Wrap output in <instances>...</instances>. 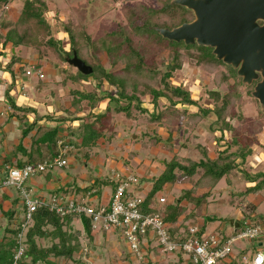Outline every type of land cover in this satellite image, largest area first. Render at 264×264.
<instances>
[{
  "label": "rangeland",
  "instance_id": "374dc122",
  "mask_svg": "<svg viewBox=\"0 0 264 264\" xmlns=\"http://www.w3.org/2000/svg\"><path fill=\"white\" fill-rule=\"evenodd\" d=\"M43 1L48 9V17L53 21L55 27H59L60 23L57 22L58 20L63 22L72 19L75 21H81V23L86 26L87 31L93 39L101 37L106 33L108 34L120 26L129 27L128 22L132 19L131 14H133V10L137 12L138 16H142V18L146 17L148 22H154L155 15L149 13V17L146 8L149 9L150 7H156L157 5L155 4V0ZM21 3V0H13L10 4L0 7V24L2 23L4 28L15 20ZM58 35L59 37H64V44L66 45V33L61 31ZM132 37L133 41L136 42V38L133 35ZM1 41L2 39H0V42ZM147 43V41H144L142 43L144 48L142 46L141 48L145 49L146 52L148 51V59H155V62L163 59L164 62L167 63L173 57L169 47H165L160 53L154 54L153 52H155L157 44L149 42L147 45ZM10 51L11 49L9 47H7V50L4 48L1 58H10ZM180 53L182 55L180 67L174 70L169 81L174 85H181L188 89L191 96L197 100L198 106L202 107L214 106L215 102L214 98L209 93L210 90L216 89L220 91L221 94L226 92L232 100L231 102L233 103L234 110L237 113H240L242 116L244 115L247 119L257 120L260 123L259 125L262 124V130L258 132L256 135L257 140L252 145L257 157L251 156L246 166L250 169V173H256L257 171H261V169L264 170V113L260 111L258 101L251 95L255 81L250 85H247L242 82L239 83L236 77L231 76L229 77V84L224 83L219 87H216L214 82L215 71H208L202 64H197L194 58L185 54L186 50L182 49ZM17 54L21 57L20 63H22V67L24 68V74L17 75L20 80L16 83V86H14L15 90L13 91V99L17 100V104L22 107L34 104L35 115H38L39 119H42L41 122L38 123L48 125L47 127L49 128L56 125L57 131L53 133V138L60 139L61 141L63 140V144L69 146L67 140L68 142L76 143L80 134L83 132H85V134L90 133L86 132V128H84V125L81 123L82 120L80 122H76L78 120L74 121L77 115L71 113L70 110H73V108L66 109L73 97L72 90L70 91L66 84H69L76 90L92 92L97 98L104 97L103 99L98 100L94 108L91 107L87 100L81 102V109L79 112L83 113H79V117L91 113H105L106 110L110 111V116L105 124V129L103 131L105 138H102L103 140L100 139L101 141H96V139L94 142L92 141L93 143H88L85 146L81 145L78 149V145L74 144L76 147L69 148V150L67 149L69 156L68 162L70 160V164H68L65 171L68 172L71 180L75 182L76 185H82L84 180L90 181L92 179L94 181L98 180V178H104L108 175L110 166H114L112 164L115 162L117 165L116 168L119 170H122V164L126 165L125 167H127V171H125V174H127V172H132L142 177L143 174L151 173V175L157 176L164 169V159L169 160L174 154H176L183 159L190 158L197 160L203 156L202 148H205L208 155L213 157L216 156L217 151L220 150L223 147L222 145H224V142L227 141L225 138V140L223 139L224 141L222 140V142H220L217 139L220 132L218 130L215 132L210 130V122L216 119L213 114H209L193 126L192 124H187L188 119L187 115H184V111L188 113L194 112L197 110L196 105L178 104L175 107V110L177 109L178 111V113L175 112L177 116L172 117V121L167 122L163 120L160 124L158 122H151L148 119L150 113L156 115L152 104V94L147 93L139 96L140 106L145 108L147 113L140 110L136 106L137 103L135 101H132L129 104L127 111L121 112L124 111L121 110L117 112L115 109L116 102L112 101V99L116 97V91L112 89L109 82L106 80V76L101 74V72L97 78L96 72H99L98 68L95 67L90 77L82 79L84 77L77 73V68L68 64L67 61L61 62L54 56L48 58L34 57L35 53L27 48L20 49ZM91 55L93 62H100L106 71L110 70L119 73L122 68H125L126 62H128V58H125L124 54H121L120 57L117 58L118 61H115L114 63H111L110 56L108 57L103 51ZM8 60L6 62H8ZM158 68L161 70L165 69L164 64L159 65ZM218 68L220 71L226 69L223 65H219ZM27 69L31 71V75H25V70ZM36 69L42 71L44 75L42 79L38 78L36 75ZM62 69H66V71L71 74L77 73V78L80 80L78 79L79 81L71 83L68 79L67 82L63 84L62 78H64L66 74L62 72ZM3 76L2 73L0 77ZM146 82L147 80L143 76L136 78L138 88L145 86ZM109 93H112V95H109ZM121 101L123 108H126V100ZM160 101L159 109H162V106L164 105L163 102L165 101ZM3 113H5L4 110ZM47 114L50 115L48 120L46 119ZM24 115H26V117L22 118V121L30 122V119L33 117L31 113ZM0 117V124L2 123L0 126L1 181L4 173V165L1 160L5 153V145L2 141L4 132L3 125L6 127L7 123L11 121V118L4 114L0 115ZM22 121L18 122L17 126L13 125L15 130H17L16 128L18 127V129L24 127ZM232 123L237 125L235 128L236 130L240 128L235 119L232 120ZM169 131L172 135L170 136L172 140L169 137L167 138V133ZM155 135H159L158 137L160 139L158 142H154L155 138H152ZM226 137L229 140L230 133L226 135ZM148 139H151L152 143L145 146L144 142ZM90 140L91 138H88V141ZM13 147L16 148L17 146L14 145ZM158 147L161 148L159 149ZM259 153L263 156V159L258 158ZM102 160H105L106 163ZM6 164L9 163L6 162ZM58 170V168H54L47 173L50 172V175H52ZM34 177V180H40V177L37 175ZM196 177L197 176L194 178ZM183 183H185L182 185L183 187H187L189 186L188 184H190L189 181ZM249 183L251 182H248L245 179L244 173L241 171L234 170L230 174L224 176L215 186V190L206 192L205 195H208L203 198L204 200H200L199 204H196L195 208L197 209H195L191 218L185 221V224L187 225L190 222L195 223L199 225L200 232L209 233L211 232V228L215 225L220 223L228 225L230 220L234 221L235 219L242 217L244 211H248V214L251 213L250 217L252 218L248 223L251 222V224L259 225L262 231L261 236L254 240H238L233 243L232 247L244 246L246 248L245 252L248 255H251L255 249L264 252V190L250 193V195L246 196L244 190ZM182 186L176 185L177 188L174 187L177 189L174 190V192L178 193L177 195H179L180 192L178 191H180L179 188ZM106 190L108 191V188H106ZM2 193H6V195L16 199L17 197H20L19 191L14 187H2L0 190L1 197ZM163 196L167 197L166 194ZM185 205H187L188 209L192 208V203L190 204L186 202ZM4 209L3 205L0 204V234H2L7 221ZM24 213L25 207L22 204L21 210L17 213L19 221L16 225L19 227L20 223L24 220ZM257 215H261V217ZM206 216H210L212 220L207 222V227H205L206 230H201V228H203L201 225ZM76 225L80 226L79 223H76ZM28 226L24 229L25 233ZM81 228L83 229V226ZM96 231L97 234L95 236L93 235L94 241H89L83 236L85 240L81 241L82 245L80 246V251L73 253L71 257L51 256V259L49 260L59 264H147L146 262L148 259L154 261L158 260L161 264H166L170 260H176L174 253L167 254L160 251V247L156 244L157 241L155 235L150 241V245L147 249L143 248L144 241L147 239L140 237V240L142 241L139 242V245L143 256V258H140L132 251L130 252L128 245L124 241V238L119 235L118 231L110 236H107L108 233H110L108 231L102 236L100 234L102 232L100 228ZM213 231L215 234L219 232L215 229ZM49 244L50 242L47 239H41V245ZM25 260L28 261L27 258ZM239 262L240 257L238 255L236 256V263L239 264ZM44 263L38 262L36 264Z\"/></svg>",
  "mask_w": 264,
  "mask_h": 264
},
{
  "label": "trees",
  "instance_id": "16d2710c",
  "mask_svg": "<svg viewBox=\"0 0 264 264\" xmlns=\"http://www.w3.org/2000/svg\"><path fill=\"white\" fill-rule=\"evenodd\" d=\"M13 0H0V7L6 4H10ZM168 0H155L156 7H150L149 13L155 15L154 22H148L146 17L138 16L137 12L132 11V19L129 20L128 25L120 26L114 29L112 32L106 33L101 37L93 39L86 29V26L81 21H75L74 19L66 22L58 20L59 27L56 26L48 17V9L43 0H22V6L17 11L15 20L7 27H3L2 23L0 31V68L3 71H7L10 74V81L6 83L5 101L6 109H4L5 116L17 117L20 122L25 118L27 113H31L33 116L31 122H23L24 127L21 129V140L27 136L34 128L39 119L38 115H35L34 106L27 105L22 107L17 104L12 97V91L16 86V77L18 74H24V68L22 67L21 57L17 54L20 48H27L32 50L37 57L48 58L50 56L56 57L61 62L67 61V58L72 57L73 52L77 57L82 59L86 64L92 67V72L95 67L99 69L96 72L98 78L100 72L106 76V80L113 90L116 91V97L112 101L116 102L115 109L117 112H125L129 104L132 101L137 103V107L143 112L147 113V110L140 106V95L152 94L153 109L156 112L150 113L148 117L151 122H158L159 124L164 121H172V117L177 116L178 113L175 107L178 104L196 105L197 110L194 112H185L187 115L188 123L192 126L201 119L205 118L209 114L215 116V120L210 122L209 128L214 132L218 130L220 132L217 138L220 142L226 138L223 147L217 151L216 156H209L205 148H202L203 156L197 160L190 158H180L174 154L171 159L163 160L164 169L159 175L153 177L151 181V187L147 191L144 203V211H152L149 207L156 202L155 198L158 192H160L167 184L181 183L189 181L191 187L185 189L180 197L173 203L163 206V219L167 222L169 232L171 235H183L184 232L180 228H186L184 221L178 223L179 216L186 210L185 206L180 204L181 200H186L195 204H199L202 196H194L197 188H213L224 176L230 174L232 171H241L244 173L245 179L251 182L249 186L244 190V194L255 193L260 190H264V172L257 171L256 173H250V169L246 166L247 159L252 156L254 150L252 145L256 142V135L262 130V124L255 119H247L245 116L237 113L234 110L232 100L228 93L221 94L218 90H210V95L214 98L213 107L198 106L197 100L194 99L190 91L181 85L172 84L171 79L174 70L180 67L181 50H186L187 55L194 58L197 64H202L208 71H215L214 82L216 87L222 84H229V77H236L240 83V78L236 75V70L230 65L224 64L222 61L216 59L211 53L210 48L199 45H187L182 46L180 43L174 41H168L158 35L153 26H173L179 24L182 18H186L189 15L179 13V5H168ZM150 17V15H149ZM56 22V21H55ZM63 31L66 33L67 44H64V37H59L58 33ZM132 35L136 38V42L133 41ZM142 41V42H141ZM144 41L148 43L152 42L157 44L155 52L160 53L165 47H169L173 57L165 63L164 60L154 61L148 59V51L142 44ZM147 43V45H148ZM145 44V43H144ZM146 45V44H145ZM155 46V45H154ZM9 47L11 49V57L8 62L2 63L3 49ZM142 49V50H140ZM189 50V51H188ZM99 51L105 52L109 57L111 63L118 61V57L121 54L128 58L125 68H122L121 72L105 70L100 62H93L91 54H97ZM151 55V53H150ZM164 64L165 69H159L158 66ZM219 65H223L226 69L219 70ZM102 67V68H101ZM66 74L62 78L63 84L69 81L71 83L79 81L77 73L80 76L90 77L92 72L88 75H84L81 72L68 73L66 69H62ZM144 77L147 82L145 86L138 88L136 78ZM79 79V80H78ZM81 79V80H82ZM100 79V77H99ZM68 89L72 90V99L69 102V106L66 109H71V113L77 114L81 109V102L87 100L91 107H95L98 100L104 97L97 98L94 93L73 89L69 84H66ZM112 95V93H109ZM121 100H126V108L121 105ZM163 100L165 102L162 109H159V102ZM221 101V102H220ZM111 102V101H110ZM11 111L7 115V111ZM34 113V114H33ZM0 114V115H2ZM110 111L106 110L105 113H91L83 116H76L74 120H82L86 132H83L79 136V141L76 142L78 146H85L88 143H93L96 139L105 138L103 131L105 124L109 119ZM50 115H46L48 120ZM238 122L239 127L236 130L235 123L232 120ZM257 124V125H256ZM36 131L41 132L40 135H32L33 144L44 145L49 150V158H52L58 151L56 149V143L58 139L53 138V133L57 131L56 125L53 127H47L41 125L37 127ZM230 133V139L226 137ZM159 135H155L154 142L159 141ZM170 131L167 133V138L171 139ZM88 138H91L88 141ZM94 139V140H93ZM172 140V139H171ZM170 140V141H171ZM223 140V141H224ZM93 141V142H92ZM152 143L151 139L144 142V145ZM63 143L60 144V146ZM18 149L24 150V145L20 142L17 145ZM45 155L39 156L37 160L34 158H27L16 163L17 166H22L26 163H36L37 161H43ZM7 162V161H6ZM6 162L2 163L3 165ZM197 176L196 178H194ZM143 182V180L141 179ZM112 182V181H111ZM4 194V193H3ZM2 198H8V195H3ZM18 199V198H17ZM254 208V207H253ZM254 212V211H253ZM7 217V222L4 226L2 234H0V264H11L12 256L16 245V235L21 228L12 224L10 221L13 219L14 212L12 209L4 210ZM251 213L244 211L241 218L234 220L235 231L237 232L246 225L247 221L251 220ZM261 217V215H257ZM73 219L72 215H66L61 217L55 211L49 210L45 206L39 207L33 213V220L28 226L26 231V251L20 264H36L38 262H46L47 264H59L49 260L52 257L67 256L71 257L73 253L80 251L82 233L78 230H72L70 223ZM232 221V220H231ZM83 226L84 237L92 241L91 224L90 219L87 217H81ZM251 223V222H250ZM86 233V234H85ZM200 228L198 234H201ZM41 239H48L51 243L49 245H41ZM227 240V237L221 236V244ZM263 241V240H262ZM176 260H170L166 264H193L190 258L184 255L181 251L174 253ZM28 259L26 261L25 259ZM147 264H161L158 260L154 261L148 259Z\"/></svg>",
  "mask_w": 264,
  "mask_h": 264
},
{
  "label": "built area",
  "instance_id": "2783aa9c",
  "mask_svg": "<svg viewBox=\"0 0 264 264\" xmlns=\"http://www.w3.org/2000/svg\"><path fill=\"white\" fill-rule=\"evenodd\" d=\"M36 70L38 78H43L42 71ZM3 72L0 68V76ZM25 75H31V71L25 70ZM1 79L3 77H0ZM5 90L6 83L0 81V102L5 101ZM67 165L62 151L52 158L36 163H26L22 166L4 165L0 188L9 186L17 189L25 207L24 220L20 223L21 230L15 237L16 245L11 264H20L26 251L24 229L33 220V213L41 206L55 211L61 217L66 215L87 217L90 219L93 230L100 228L108 232L118 231L130 252L132 251L140 258H143L139 245L142 241L140 237L147 239L143 244V248L147 249L155 235L156 244L162 253L181 251L191 259L193 264H237L236 260L235 263L232 261L233 243L244 239L254 240L261 236L260 226L248 222L241 230L228 236L222 244L221 235L213 232L198 234L200 227L197 224H188L183 235H171L170 225L163 219V206L167 203V198L157 194L156 202L149 206L152 211H144L143 203L146 194L142 192L143 182L141 177L132 172L125 174L118 170L110 171L109 179L113 183V190L108 204L94 205L58 194L42 199L29 193L25 183L31 176ZM239 264H264V252L255 249L251 255L242 254Z\"/></svg>",
  "mask_w": 264,
  "mask_h": 264
},
{
  "label": "water",
  "instance_id": "95a60500",
  "mask_svg": "<svg viewBox=\"0 0 264 264\" xmlns=\"http://www.w3.org/2000/svg\"><path fill=\"white\" fill-rule=\"evenodd\" d=\"M193 11L194 19L171 29L156 26L164 39L209 46L215 58L236 70L264 113V0H170ZM261 21V23H258ZM67 63L88 75L92 67L73 52ZM261 244V243H260Z\"/></svg>",
  "mask_w": 264,
  "mask_h": 264
},
{
  "label": "crops",
  "instance_id": "0c3cea01",
  "mask_svg": "<svg viewBox=\"0 0 264 264\" xmlns=\"http://www.w3.org/2000/svg\"><path fill=\"white\" fill-rule=\"evenodd\" d=\"M21 6H22V3H21ZM20 49H22V48H20ZM6 50H7V48H6ZM36 56L37 55L35 54L34 57H36ZM5 58L6 59L2 58V60H3L2 62L3 63H5L8 60L9 57H5ZM3 75H4L3 79H1L2 82L9 83V81L11 79L9 72L4 71ZM19 80L20 79L17 76L16 77V83H18ZM19 95H20V93H19ZM12 96H13V91H12ZM15 101L17 103V100H15ZM4 104L6 105V102L5 103H3V102L0 103V114H2L4 109L7 110V108H4L5 107ZM33 106H34V104H33ZM10 113H11V111L8 110L7 111V115L10 114ZM79 113H83V112H78L76 115L78 116ZM8 117L11 118V121L9 123H7L6 127H5V125H3L4 126V132H3V140L2 141H3V144L5 145V149H4L5 153H4V156H2V160H1L2 163L7 161V163H9V164H15L16 165L17 162L22 161V160L24 161L27 158H32V159L35 158L37 160V158L39 156H42V155H45V154H46V157L44 159H49V150H48V148H45L44 145H40L38 143L33 144V137L34 136H32V135L36 134V136H38V135L41 134V132L36 131V129H37V127L43 125V124H39L38 123V122H41L42 119L39 120L37 122V124L34 126V128L30 131V133L27 136H25L24 138H22V140H21V129H18L19 128L18 127V128H16L17 130H15V128L13 127V125L17 126V124L19 122L17 120V117L15 115L8 116ZM31 121H32V118L30 119V122ZM74 121H76V120H74ZM80 121L81 120H78L76 122H80ZM1 125H2V123L0 124V126ZM46 126H48V125H46ZM100 139H102V138H100ZM100 139H97L96 141H99ZM77 140L79 141V138H77ZM62 141L60 139L57 140L56 149H57L58 153L61 152V151L63 152V156L66 158L67 164H70V160L68 162V158H69L68 150H69V148L76 147V146H74V144H76V143L68 142V140H67V143L69 144V146L67 144H62L60 146V144L63 143ZM20 142H22V144L24 145V150L18 149L17 147L16 148L13 147L14 145L17 146ZM59 142H61V143L59 144ZM78 148H80V146H78L77 149ZM255 153L256 152H253V154H252L253 157L256 156ZM249 158H251V156ZM249 158L247 159V162H248ZM258 158L263 159V156L259 153ZM102 161H104L106 163L105 160H102ZM37 162H40V161H37ZM247 162H246V164H247ZM112 165H114V166H110V170H109L107 176H105L104 178H100V179L98 178V180H94V181L92 179L90 181L84 180V183L82 182L83 183L82 185H78V184L76 185L75 182H73L71 180L70 175L68 174L67 171H65V169L68 166L67 165V166H63V167H56L59 170L56 171L55 174L50 175L51 173L50 172L47 173L48 172L47 171L45 173H41V174L37 175L38 177H40L39 181L34 180V178H35L34 176H36V175L31 176L27 180V182L25 183V186H26L27 190L29 191V193L32 196L37 197V198L48 199L52 194H58V195H62V196L73 197V198L81 200V201H87V202H89L91 204H94V205L108 204L109 201H110V197L112 195V190H113V183L109 179L110 171H112V170H118V171H121V172L127 171V169H126L127 167H125L126 165H124V164H122V166H121V167H123L122 170H119L118 168H116L117 167L116 162L114 164H112ZM248 166H250V165H248ZM261 171L264 172V170H262V169H261ZM153 177H155V175H151V173L150 174L146 173V174L142 175L141 179L143 180V183H144L142 185V187H143L142 192L143 193L146 194L147 191L150 189L151 181H152ZM183 184H185V183L181 182V183L167 184L164 187V189H162L160 192H158V194H160V195H165V194L167 195V197H166L167 198V203L165 205L173 203L176 199H178V197H180V195L182 194L181 192L183 190L191 187L190 184H188L189 186H187V187H183L182 186ZM250 184L251 183H249L248 186ZM176 185L183 187V188L181 187L182 189L179 188V190H180V191H178V192H180L179 195H177L178 193L174 192V190H177L176 189L177 188ZM215 186L213 188H205V187L197 188L195 193H193V195L195 197L196 196H202L201 200H204L203 198H205L208 195V194L205 195V193L209 192L211 190H215V188H216ZM174 187H176V188H174ZM106 188H108V191L106 190ZM0 190H1V188H0ZM4 194L6 195V193H4ZM4 194L2 193V196ZM248 195H250V193L247 194L246 196H248ZM19 196H20L19 198L17 197L18 199L14 198V197H11L9 195H8V198H5V199L0 196V198H1L0 204L3 205V207L5 208L4 210L12 209L13 212H14L13 219L11 220L12 224H16L19 221V219L17 218V213L21 210L22 203H23L22 202V197H21L20 194H19ZM186 202H188V201H186L185 199L181 200V202H180V204L182 206H185L186 210L179 216L178 223H180L181 221L185 222V221L189 220L191 218V215H193V213L195 212V209H197V208H195L196 204L192 203V202H188L190 204L192 203V208L188 209L187 205H185ZM72 216H73V219H72V221L70 223V228L72 230L80 231V233H82L81 241H83V240H85V238H83L84 233H83V229L81 228L82 227L81 217H78V216H75V215H72ZM211 220H212V218H210V216L204 217L203 224L201 225L203 228H201V230H203V229L206 230V228H205V227H207L206 224H207L208 221H211ZM235 220H237V219H235ZM76 223H79L80 226H77ZM189 224H195V223H191L190 222ZM187 225H186V228H187ZM186 228L185 229L184 228H180V230H182L184 232L186 230ZM214 229L219 231L217 233L218 235L228 237V236L232 235L233 233H235L234 232L235 231L234 230L235 229L234 221L230 220L228 225L224 224V223L217 224V225H215L214 227L211 228V232L214 233V231H213ZM100 230L102 232H104V233H102V232L100 233L103 236L106 231H104L102 229H100ZM114 233L115 232H110V233H108L107 236H110L111 234H114ZM96 234H97V231L93 230L91 228L92 238H93V235L95 236ZM93 241H94V239H93ZM84 248H85V246H84ZM245 249L246 248L244 246H240V247L233 246V252H232V258H233L232 261H233V263H235L236 256L239 255V257H240L242 254L246 253ZM49 259H51V258H49ZM41 263H44V262H41Z\"/></svg>",
  "mask_w": 264,
  "mask_h": 264
},
{
  "label": "flooded vegetation",
  "instance_id": "af4514ba",
  "mask_svg": "<svg viewBox=\"0 0 264 264\" xmlns=\"http://www.w3.org/2000/svg\"><path fill=\"white\" fill-rule=\"evenodd\" d=\"M168 5H178V4H170V0H168ZM179 7H180V9L178 10L179 11V13L180 14H182V15H184V14H187V15H189L188 17H186V18H182V20H181V22L179 23V24H176V25H173V26H163V27H167V28H169V29H171V28H173V27H175V26H178V25H180V24H182V23H184V22H190V21H192L193 19H194V14H193V11L191 10V9H189V8H187V7H185V6H181V5H179ZM258 23H261V21H258ZM156 26H153V28H155ZM155 30V29H154ZM156 32V31H155ZM157 33V32H156ZM158 34V33H157ZM166 40H168V39H166ZM168 41H173V40H168ZM174 42H176V41H174ZM177 43H180L182 46H187V45H194V44H196L195 42L194 43H190V44H185L184 43V41H179V42H177ZM196 45H198V44H196ZM199 46H203V45H199ZM204 47H208V48H210V51H211V53H212V48L211 47H209V46H204ZM213 54V53H212ZM214 55V54H213ZM215 57V56H214ZM221 61V60H220ZM255 83V82H254Z\"/></svg>",
  "mask_w": 264,
  "mask_h": 264
}]
</instances>
